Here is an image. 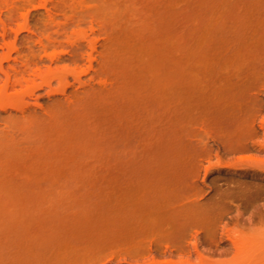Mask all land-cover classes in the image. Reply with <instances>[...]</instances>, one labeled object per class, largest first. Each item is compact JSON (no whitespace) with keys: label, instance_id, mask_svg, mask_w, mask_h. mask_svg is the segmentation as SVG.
<instances>
[{"label":"rangeland","instance_id":"obj_1","mask_svg":"<svg viewBox=\"0 0 264 264\" xmlns=\"http://www.w3.org/2000/svg\"><path fill=\"white\" fill-rule=\"evenodd\" d=\"M0 264H264V0H0Z\"/></svg>","mask_w":264,"mask_h":264}]
</instances>
